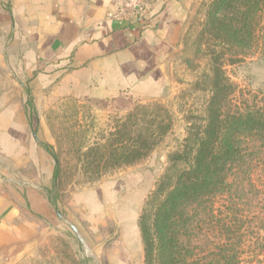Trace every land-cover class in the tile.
<instances>
[{"label": "crops", "instance_id": "0c3cea01", "mask_svg": "<svg viewBox=\"0 0 264 264\" xmlns=\"http://www.w3.org/2000/svg\"><path fill=\"white\" fill-rule=\"evenodd\" d=\"M187 1L155 0L117 21L108 18L115 0H0V251L29 249L39 227L61 218L47 194L54 162L38 140L42 108L71 99L123 110L158 97ZM129 179L74 196L79 204L100 196L102 213L105 202L119 201L112 264H144L140 213L124 209L128 194L118 195Z\"/></svg>", "mask_w": 264, "mask_h": 264}, {"label": "rangeland", "instance_id": "374dc122", "mask_svg": "<svg viewBox=\"0 0 264 264\" xmlns=\"http://www.w3.org/2000/svg\"><path fill=\"white\" fill-rule=\"evenodd\" d=\"M217 3L187 1L181 40L165 63L164 88L158 97L138 100L123 110L95 108L71 99L42 108L38 140L54 162L47 194L61 218L48 229L39 227L34 246L29 249L16 256L0 251V264H112L110 253L119 236L115 217L119 201L111 206L105 202L102 213L100 196L81 204L74 196L102 190L106 182L130 177V185L122 186L118 195L128 194L131 199L124 209L141 214L155 185L166 173H174L170 157L181 149L190 123L203 116L209 78L216 66L232 84L235 104L262 98L264 49L256 44L236 48L210 32L209 12ZM152 120L154 125L150 124ZM148 129L155 143L142 156L141 137L148 134ZM128 147L134 152L126 154ZM258 160L250 155L247 166L254 184L260 186L264 173ZM247 183V178L243 179V185L248 187ZM241 201L247 204L248 209L244 208L250 216H264V200L257 201L254 194H248ZM261 230L264 234V227ZM258 260L250 264H264V253Z\"/></svg>", "mask_w": 264, "mask_h": 264}, {"label": "trees", "instance_id": "16d2710c", "mask_svg": "<svg viewBox=\"0 0 264 264\" xmlns=\"http://www.w3.org/2000/svg\"><path fill=\"white\" fill-rule=\"evenodd\" d=\"M208 19L217 38L264 49V0H218ZM209 81L203 116L190 123L181 149L170 157L174 173L155 185L139 215L144 264H250L264 253V216H250L241 201L248 194L264 200V181L254 184L247 166L254 155L264 173V95L235 104L220 66ZM147 133L142 156L155 143ZM133 152L128 147L126 154Z\"/></svg>", "mask_w": 264, "mask_h": 264}, {"label": "built area", "instance_id": "2783aa9c", "mask_svg": "<svg viewBox=\"0 0 264 264\" xmlns=\"http://www.w3.org/2000/svg\"><path fill=\"white\" fill-rule=\"evenodd\" d=\"M117 10L108 14V18L124 21L142 14L144 7L155 0H115Z\"/></svg>", "mask_w": 264, "mask_h": 264}]
</instances>
